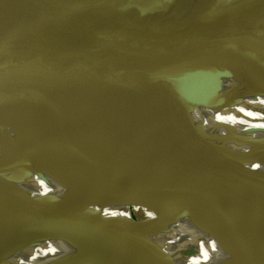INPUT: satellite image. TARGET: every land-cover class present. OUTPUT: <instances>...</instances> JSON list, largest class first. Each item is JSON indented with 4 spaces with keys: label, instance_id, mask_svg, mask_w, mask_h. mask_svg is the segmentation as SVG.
Segmentation results:
<instances>
[{
    "label": "water",
    "instance_id": "1",
    "mask_svg": "<svg viewBox=\"0 0 264 264\" xmlns=\"http://www.w3.org/2000/svg\"><path fill=\"white\" fill-rule=\"evenodd\" d=\"M12 1L47 26L66 21L65 27L79 40L77 46L70 47L64 28H52L32 45L37 50H27L33 41L28 37L29 44L22 45L24 51L16 46L0 56V72L6 70L3 68L9 61L15 64L8 68L21 64L26 57L27 63L31 58L37 60L18 79L0 85V120L24 133L30 142L64 156L76 180L75 190L50 196L43 204L83 210L133 197L138 204L164 208L165 204L147 194L148 188L165 182H187L197 187V197L235 191L234 187L244 184H264L261 159L209 129L196 113L181 115L162 129L105 121L110 116L142 114L187 103L173 88L186 78L208 76L212 69L264 89L263 65L229 52L201 50L208 42L229 48L263 39L261 35L251 38L249 29L232 26L264 15V0H171L102 27L90 20L113 0L101 1L89 13L46 6L58 0ZM10 22L5 10H0V36L21 24L17 19ZM9 55L12 57L8 61ZM3 101L18 102L17 114L4 107ZM5 200L0 198V221H4L2 211H8L23 221L24 232L36 234L27 214L5 205ZM258 209L259 213L253 210L246 217L250 223L255 221V214L264 220L263 210ZM87 215L102 225L110 223L95 213ZM260 221L252 224L264 232V221ZM125 235L134 238L127 231ZM112 243L117 246L115 252L93 261L177 264L148 240Z\"/></svg>",
    "mask_w": 264,
    "mask_h": 264
},
{
    "label": "bare ground",
    "instance_id": "2",
    "mask_svg": "<svg viewBox=\"0 0 264 264\" xmlns=\"http://www.w3.org/2000/svg\"><path fill=\"white\" fill-rule=\"evenodd\" d=\"M101 1L58 0L46 6L72 7L89 13ZM169 1L113 0L109 4L110 12L100 13L90 23L108 26ZM0 10H5L9 22L17 19L21 23L0 36V56L13 51L16 46L24 51L22 45L30 41L28 37L33 41L28 43L31 46L27 50L30 47L34 50L36 48L32 45L40 37L58 27H63L68 33L70 47L79 44L71 29L65 27L66 21L54 27L47 26L21 11L12 0H0ZM232 28L249 29L251 38L264 37V15L242 21ZM201 50L229 52L264 66V38L249 46L229 48L208 42L201 46ZM11 57H7L8 61ZM28 59L26 57L21 64L9 68L15 63L6 62L2 67L6 70L2 71L0 85L10 84L32 69L37 60L31 58L27 63L25 60ZM173 92L185 97L187 103L158 107L142 114L110 116L105 121L120 126L162 129L181 115L196 113L209 129L243 151L258 156L264 164V89L253 88L232 75L212 69L208 76L184 79L180 86L173 88ZM1 104L13 113L20 108L15 101H3ZM16 161L21 165H13ZM82 167L94 174L85 165L82 164ZM0 177V198H7V206L22 209L36 231V234L29 235L24 232V224L19 217L2 211L0 264H99L93 259L116 251L117 246L112 242L132 240L125 235L129 228L149 238L159 235L167 239L168 242L155 245L177 264H264V232L252 224L260 223V219L264 221L263 216L254 213L255 221L252 223L247 219L253 210L259 213L258 208L264 213V184H244L234 187L235 191L204 192L203 196L197 194V197H194L197 188L194 184L179 181V184L155 185L146 192L166 207L156 209L150 206L153 214L150 223L155 224L150 227L136 224L131 215L133 211L130 212L134 206L133 197L114 202L113 213L107 215L103 214L101 205L83 210L60 209L42 201L76 189V180L68 161L61 154L30 142L24 133L15 131L1 120ZM20 181L51 182L57 192L52 195L37 191L28 194L15 186ZM87 213H95L110 223L102 225ZM162 214H167L172 223L160 229L156 219ZM112 223L124 228H116ZM83 236L86 239H81Z\"/></svg>",
    "mask_w": 264,
    "mask_h": 264
},
{
    "label": "rangeland",
    "instance_id": "3",
    "mask_svg": "<svg viewBox=\"0 0 264 264\" xmlns=\"http://www.w3.org/2000/svg\"><path fill=\"white\" fill-rule=\"evenodd\" d=\"M108 8H109V5L106 7V9L104 11L101 12V14L104 15L105 13L107 14L108 12H110ZM46 176H47V174H46ZM178 182L179 181H173V182H165V183H160V184H165V185L179 184ZM11 185H13V184H7V186H11ZM17 185H18V188L24 189L28 194H32L34 191H37L39 193L41 192L43 194L52 195V194H55V192H57L56 187L51 182H46V181L45 182L20 181L19 183L15 184L16 187H17ZM135 199H137V198H133L132 202L134 203V206H132V209L130 210V212L133 211V212H131L132 213L131 215L133 216L136 224H138L141 227H150V226L155 225V224L150 223L151 222L150 218L153 215L150 205L138 204V203L134 202ZM100 205H101V209L103 210L102 212L104 215H107L109 213H113V211H111V209H112V206L114 205V202H106V203H102ZM103 207H104V209H103ZM156 209H160V208H156ZM161 216H163V217H161ZM157 218L158 219H156L157 220L156 224L160 229H163V228H165V226L167 227L168 224L172 223V221L170 220L171 218L167 214H165V215L162 214V215L158 216ZM172 228H173V226H172ZM127 231L134 236V238L130 237L132 240H138V241L148 240V241L153 242L154 244L158 243V242H168L167 239H165L164 237H161L159 235L153 236L152 238H149L141 232L132 231L131 228H129ZM4 240L7 241L6 239H4Z\"/></svg>",
    "mask_w": 264,
    "mask_h": 264
}]
</instances>
